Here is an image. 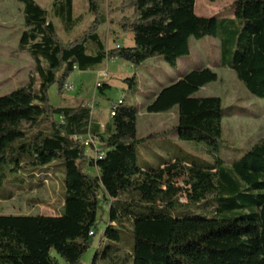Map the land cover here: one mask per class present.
<instances>
[{"label":"trees","instance_id":"trees-1","mask_svg":"<svg viewBox=\"0 0 264 264\" xmlns=\"http://www.w3.org/2000/svg\"><path fill=\"white\" fill-rule=\"evenodd\" d=\"M15 1L23 5L25 28L17 53H26L34 67L24 86L0 96V171L17 173L62 162L65 191L58 216L0 215V264H57L52 252L65 264H82L97 233L102 201L108 206L102 238L112 245L97 248L90 264H264V133L241 161L227 166L217 158L222 102L195 96L217 81L214 72L200 68L184 74L161 88L145 109L163 114L176 108L173 132L182 142H204L214 160L207 166L174 159L140 167L136 146L157 135L136 138L135 108L117 105L101 134L87 105L55 108L47 98L54 84L63 93L74 70L84 72L114 59L137 67L156 57L174 66L190 55L192 38L210 36L220 39L221 66L251 95L264 99V0H232L235 18L220 22L221 37L214 18L195 15V0H125L118 10H132V18L117 26L132 35L133 46L114 49H106L97 34L106 22L99 0H86L92 22L66 44L45 8L34 0ZM52 11L68 31L82 20L72 19V0H55ZM237 22L240 32L233 29ZM87 45L93 54L86 53ZM123 82L130 90L137 87L135 77ZM107 88L97 90L103 95ZM45 122L50 124L47 132L40 130ZM86 136L99 140L101 159L86 153L81 141ZM87 168H96L97 175H89ZM211 198L219 207L210 217L187 216ZM127 224L133 248L120 254V230Z\"/></svg>","mask_w":264,"mask_h":264},{"label":"rangeland","instance_id":"rangeland-1","mask_svg":"<svg viewBox=\"0 0 264 264\" xmlns=\"http://www.w3.org/2000/svg\"><path fill=\"white\" fill-rule=\"evenodd\" d=\"M40 7L45 8L49 19L57 28L58 36L66 44L72 42L89 28L92 16L88 11L86 0H72V19L82 17V20L69 31L65 29L62 20L53 16L55 0H34ZM125 0H99L106 22L101 25L97 34L106 49L132 47L133 39L123 34L117 22L123 18L131 19L132 10H118ZM232 0H195L194 13L202 18L216 20L217 34L223 36L220 27L223 19L235 18ZM23 5L15 0H0V96H5L17 87L28 82V75L33 69V60L27 55L17 53L18 40L24 29ZM242 26L237 22L234 31L240 32ZM132 36V35H131ZM235 49H233L234 51ZM91 46L87 45L86 53L93 54ZM230 54L226 59L229 60ZM220 39L204 37L190 40V55L180 58L174 66L166 64L162 58L147 60L135 67L123 60H109L87 71L74 70L67 79L71 84L70 91L58 92V85L54 84L47 90L49 105L55 108L76 107L85 104L91 109L93 121L109 122V109L119 100L124 105L133 107L138 112L136 138L143 139L157 135L156 138L141 142L136 146V162L138 166H157L167 160L180 159L184 162H196L202 165L213 163L212 155L208 152L204 142H182L177 138L173 129L177 125V109L169 113L148 114L145 106L149 98L161 88L169 86L175 79L188 72L200 68H208L217 75V81L203 87L196 97H216L222 102V138L217 158L227 166L239 162L248 150L258 143L264 133V99L251 95L236 79L234 73L220 63ZM106 74L105 78H98L97 72ZM135 77L137 87L130 90L124 84L125 79ZM106 84L103 95L96 89V83ZM50 124L45 122L40 130L49 131ZM38 129L28 132V136ZM104 131L101 132V134ZM106 137V135H103ZM89 157L93 154L88 152ZM86 172L96 176V168H87ZM65 171L62 162H54L44 167L29 168L22 172H9L5 168L0 171V215L1 216H58L62 210L64 197ZM181 203H185L182 198ZM219 207L213 198L201 202L191 209L187 216L207 218ZM142 213H146L142 211ZM108 206L105 201L97 213V233L92 245L83 256L81 263L90 264L96 249L103 250L111 246L102 238L107 225ZM131 224L120 230L121 252L131 253L134 238L130 233ZM51 256L57 264H65L54 252ZM131 262L128 261L127 264Z\"/></svg>","mask_w":264,"mask_h":264},{"label":"built area","instance_id":"built-area-1","mask_svg":"<svg viewBox=\"0 0 264 264\" xmlns=\"http://www.w3.org/2000/svg\"><path fill=\"white\" fill-rule=\"evenodd\" d=\"M105 77H106V74L103 73V72H100L98 74V78H105ZM101 85H102L101 81H98L96 83V89L101 87ZM71 89H72L71 84H66L64 86V90L65 91H70ZM122 102H123L122 100H119L117 102V104L112 105V107L109 109L110 118L112 116H114L116 106L120 105ZM81 141L84 144V146L86 147V153L90 152V153L93 154V156H92L93 159H101L104 156L103 151L100 150L101 144H100V142H99V140L97 138H92L90 136H86L84 138H81ZM89 235L92 236L93 234L89 233Z\"/></svg>","mask_w":264,"mask_h":264},{"label":"crops","instance_id":"crops-1","mask_svg":"<svg viewBox=\"0 0 264 264\" xmlns=\"http://www.w3.org/2000/svg\"><path fill=\"white\" fill-rule=\"evenodd\" d=\"M25 30V28L23 29V31ZM22 31V32H23ZM22 32H21V34H22ZM21 34H20V36H21ZM20 36H19V38H20ZM130 38H132V36L130 35L129 36ZM19 41V40H18ZM116 46H119V45H116ZM17 50V49H16ZM23 54L24 53H20V55H22L23 56ZM26 54V53H25ZM33 67H34V63H33ZM33 70V69H32ZM101 71H98L97 72V77H98V74L100 73ZM29 76V75H28ZM183 76V75H182ZM181 76H179L177 79H175L174 81H176V80H178L179 78H180ZM173 81V82H174ZM103 85H106V84H103ZM106 86H108V85H106ZM18 88V87H17ZM108 88H109V86H108ZM160 91V90H159ZM158 91V92H159ZM158 92H155L150 98H149V102H151L152 100H153V98H154V96L158 93ZM10 93V92H9ZM9 93H7V94H9ZM148 102V103H149ZM148 105V104H147ZM147 105L144 107L145 109H146V107H147ZM78 106V105H77ZM94 123H96L97 125H99V127H100V133L102 132V131H104V128H105V126L109 123V122H98V121H93Z\"/></svg>","mask_w":264,"mask_h":264}]
</instances>
